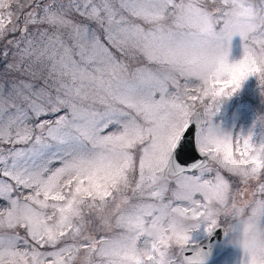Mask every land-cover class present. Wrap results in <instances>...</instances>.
<instances>
[{
	"label": "snow or ice",
	"instance_id": "obj_1",
	"mask_svg": "<svg viewBox=\"0 0 264 264\" xmlns=\"http://www.w3.org/2000/svg\"><path fill=\"white\" fill-rule=\"evenodd\" d=\"M17 6L27 8L31 0H15ZM120 8L131 16L142 19L145 23L154 25L145 30L138 24H129L125 17L116 19L117 10L112 0H82L83 10L76 0H70V7L74 6L81 16L90 20L102 22L104 17L108 23L115 22L123 25L119 32L124 39L119 43L133 42L143 55L150 61L170 66L186 79H195L199 86H184V96L175 94L171 99L166 98L168 88L159 77L145 70L137 69L131 83L119 77L127 66L115 61L108 49L93 37L90 41L93 52L99 47L110 62L109 75L112 79L105 80L103 75L95 76L86 68H80L74 59H71V49L65 48L71 60L73 76L80 74L81 79L96 82V86L103 91L101 103H107L105 96L111 100L133 109L143 118L144 123L127 117L128 113L108 105L104 113L87 112L77 109L70 101L56 98L52 104L51 113L60 111L61 106L70 109L72 121L66 115L59 116L53 122L40 120L49 115V110L35 100L30 101L29 107L33 115L39 120L36 127L44 130L47 126V136L60 145H69L67 155L71 159H62V166L55 169L46 178L45 167L41 171H30L19 163L33 149L9 150L3 155L0 149V175L8 181L0 180V228H24L28 237L36 245H50L55 247L65 237L73 240L82 238V245L71 244L47 254L36 249L21 250L19 236L8 239L0 237V264H44L41 257L47 255L52 259L50 264H72L75 254L81 248L88 252L89 264L95 254L100 258V264H169L166 261L167 251L176 246L182 253L190 241V234L204 224L205 231L211 235L217 228L222 227L220 221L221 208L231 206L235 214L229 216V224L239 216L245 214L244 208H237L232 193L241 189H233L232 184L219 169L231 175L240 177L241 184L251 180H260L264 173V145L259 147L251 142V137L233 138L220 136L210 126L198 128L195 136V150L201 157H207L218 165V169L207 168L203 160L193 157L186 163L181 160V152L185 147L186 133L192 125L195 113V104H203L205 98L216 97L223 100L230 97L241 87L242 82L249 75L259 78L260 87L264 89V2L259 4L248 3L246 0H221L223 7L215 12L207 10L202 0H118ZM58 0H50L45 4L43 14L37 16L36 7L25 14L24 26L20 29L21 38L27 35L30 24H48L52 27L71 26L73 31L84 36L89 35V29L73 24L64 15L62 6H56ZM91 5V7H89ZM0 39L6 31H16V26L7 29L14 15L8 0H0ZM104 14L102 16L101 14ZM172 20V25L178 31L169 28L167 31L162 22ZM107 31V30H106ZM43 35V33H42ZM239 35L245 42L243 59L236 65H230L227 60V50L224 42H231ZM108 39L113 44L117 41L109 33ZM12 43V41H9ZM17 42V46H18ZM28 44L32 41L29 39ZM259 45V48L255 47ZM25 52L28 50L25 49ZM82 59L91 62L94 55L85 54L84 46L78 53ZM7 51L2 54L7 58ZM63 59V58H62ZM68 67V65H65ZM12 65L7 64L6 69ZM102 70L97 67L95 72ZM115 81V84L113 83ZM179 89L178 82H173ZM30 87V85H25ZM227 89V91H226ZM0 87V92H2ZM161 93L156 99V92ZM79 95V89H77ZM26 100L28 97H24ZM206 109V114L210 112ZM30 119L26 112L18 109L16 120L19 121L15 133L14 143H27L33 139L32 128L25 121ZM16 120L12 123H16ZM83 121L74 124L73 121ZM119 124L121 130L108 135L100 133L109 124ZM204 123L201 122L200 125ZM71 125L78 135L73 136L65 131ZM12 133L0 129V142L8 143ZM91 145V148L87 144ZM35 144H42V137H35ZM144 145L139 158V182L133 191L144 194L147 189L149 199L160 201L159 204L148 203L135 207L129 214L122 215L117 220V227L124 229V234L118 240L107 238L81 237L85 208L102 211L109 199H115L123 190L130 187L129 174L134 169L133 149ZM47 147V145H42ZM55 155V154H54ZM237 156L239 159H237ZM11 158V163H9ZM51 163V161H49ZM169 175L177 176V190L172 192L175 201L184 202L183 206H173L172 203H163L164 195L168 191ZM199 172V175L196 173ZM205 173L213 174L207 178ZM20 188L31 189V193L24 196L21 202L13 193ZM258 192L264 195V182L259 184ZM197 194L202 197L196 199ZM42 197V198H41ZM98 202V203H97ZM127 203L126 198H122ZM218 206V207H217ZM119 207V205H117ZM51 209V214L45 210ZM251 215L256 218L258 230L260 219L264 217V199L255 201ZM179 217L180 219H177ZM192 221L185 224L182 221ZM51 221V223H49ZM143 238V242L141 240ZM25 245L28 240L23 241ZM244 264H249V255Z\"/></svg>",
	"mask_w": 264,
	"mask_h": 264
},
{
	"label": "rangeland",
	"instance_id": "obj_2",
	"mask_svg": "<svg viewBox=\"0 0 264 264\" xmlns=\"http://www.w3.org/2000/svg\"><path fill=\"white\" fill-rule=\"evenodd\" d=\"M8 2L11 4V9L14 13H19V18H16L14 15L12 23L6 25L7 29H11L15 25L16 31L8 30L3 38L0 39V57H2L5 50L8 53L6 59L0 58V87L3 89L0 92V129H6L12 133V137L8 143L0 142V149H3V155L7 156L9 150L23 149L27 151L28 149L34 148V151L28 152L25 157L20 159L19 163L24 167H28L30 171H41L46 167L48 171L44 172L45 178L52 171L62 166L61 158L71 159L66 154L69 150V145H60L57 141L48 137L47 126L44 130L36 127L39 120L36 119L29 107L30 101L35 100L49 110V115L42 116L39 119L50 120L53 122V126L55 119L59 116L66 115L69 121H72L71 112L67 106H61L60 111L57 113L50 112L52 104H55L57 97L70 101L77 106V109L87 112L96 111L98 113H104L108 110V105H111L113 108L128 113L127 117L121 118L122 120L134 118L138 123H144L143 118L137 115L133 109H129L125 105L111 100V98L105 96L107 103H101L100 97L105 94L96 86L95 81L86 78L81 79L78 72L74 78L71 60L68 54H65L66 47L71 49V59H74L80 68H86L89 73L95 76L103 75L105 80H109L112 77L109 75L110 62L107 60L106 54L99 47L95 49V52L91 48L90 41H92L93 37L98 39L99 43L108 49V52L111 53L115 61L127 66L126 71L119 73L120 78L126 79L131 83H136L137 81L134 77L137 69L145 70V75L147 72H151L156 77L164 80L168 88V95L166 97L168 99H171L175 94L183 97L185 85L189 87L199 86L198 81L195 79H186L166 64L150 62L137 47L133 46V42L119 43L124 39L123 35L119 32V28L123 25H117L115 22L109 24L106 17H104L102 22H99L81 16L80 12L74 6L70 7V0H58L56 6H62L64 15L73 24H78L82 27L86 26L89 29L88 36H84L82 33L77 35L71 26L52 27L48 24H30L27 28V35L22 39L20 29L24 26L25 14L39 5V7H36L37 16L39 17L43 14L42 9L44 5L49 3L50 0H31L27 8L17 6L15 0H8ZM76 2L80 4L81 10H83L82 0H76ZM94 2L99 3V0H94ZM246 2L259 4L264 2V0H246ZM112 3L117 10V20L123 16L129 24H138L145 30L154 27V25L147 24L142 19L133 17L127 11L121 9L118 0H112ZM202 4L207 10L213 12L223 7L221 0H202ZM101 15L104 16L103 13ZM162 25L166 31L169 28L173 31H178L173 27L170 18L163 21ZM109 33L117 41L116 44L109 41ZM29 39L32 41L31 45L28 44ZM9 41H12V43H9ZM17 42H19L18 46ZM245 44L246 42L239 35L234 36L230 43L227 41L224 42L228 53L227 60L230 65H236L243 59ZM81 45L84 46L86 56L94 55L95 58L90 63L82 59L78 54L81 51ZM255 47L259 48V45H255ZM25 49L28 51L25 52ZM7 64H11L12 68L5 70ZM65 65H68V67H65ZM97 67L102 70L100 73L95 72ZM174 81L180 85L179 89L174 86ZM113 83L115 84V81ZM25 85H30V87H25ZM77 89H79V95L76 94ZM160 95L161 93L157 91L155 98L160 99ZM24 97H28L29 99L26 100ZM18 109L26 112L30 117L25 123L32 128L33 139L27 143L17 144L12 142L15 139L17 125L19 124V121L16 120ZM206 109H210L211 111L206 114ZM194 111H200L202 113V122L204 123H202L201 127L205 128V130L211 126L218 135L233 138L234 152L235 140L240 137L247 138L250 136L251 142L255 146L259 147L264 145V89L260 87L259 78L256 76L249 75L242 82L238 92L230 97H224L221 100L218 96L215 101L212 98H205L203 104L197 102ZM14 120H16V123H12ZM82 122L79 120L73 121L74 124ZM64 130L70 132L73 136L78 135L71 125ZM120 130L121 126L113 123L109 124L100 134L108 135ZM37 135L42 137L41 145L35 144V137ZM85 143L87 144V142ZM42 145H47V147H42ZM87 146L91 148L90 144H87ZM142 147L144 145H138L132 150L134 169L129 174L130 187L123 190L115 199H109L102 211L97 209H84L81 237L88 236L97 239L107 238L118 240L124 234V229L117 227V220L120 216H126L133 212L135 207L140 205L160 203L158 200L148 198L147 189L143 190V195L140 192L133 191L137 182H139V158L142 155ZM237 159H239L238 156ZM208 161L207 168L218 169V165L210 159ZM9 163H11V158H9ZM0 167H3V165H0ZM219 170L230 181L233 189H241L244 192L243 199L240 198L239 192L234 191L232 195L234 196L235 203L238 205L247 204L246 207H243L245 214H251L252 208L255 206V201L264 199V195L258 192L259 184L264 182V173L261 174L260 180H251L247 184H241L239 176L231 175L223 169ZM196 174L199 175V172ZM164 175L168 177V191L164 195L163 203H172L173 206H183L184 202L175 201L172 195V192L177 190L176 180L179 177L170 176L167 171ZM205 175L207 178H212L214 173H205ZM0 180L8 181V178L0 175ZM8 182L11 183V181ZM31 191V189L20 188L17 192L13 193V197H19L21 202H23L24 196L31 193ZM122 198H126L128 202L123 203ZM196 199L202 200V197L197 194ZM45 211L51 214L52 210L48 209ZM228 217L222 214L220 221L222 227L232 229V235L234 236L236 234V230H233L235 228V221L229 224ZM177 219L180 218L177 217ZM182 222L185 224L192 223L189 220ZM205 227L204 224H201L197 230L192 231L190 241L187 245H196L205 241L210 236L206 233ZM260 227L264 229V217L260 219ZM14 236L21 238L18 242V247L21 250H28L30 252L32 249H36L44 254L58 251L60 248L71 244L82 245L85 243L82 238L73 240L69 236L63 238L55 247L50 245L40 246L36 245L28 237L24 228H0V237L8 239ZM25 239L28 240L27 245L23 243ZM142 242L143 238L141 240ZM41 259L44 260V264H50L52 257L45 255ZM247 259L240 249L228 246L219 258L207 264H244ZM166 261L169 264H188L181 259L180 249L176 246L168 249ZM72 264H89L87 250L81 248L79 253L75 254V259ZM91 264H100V258L93 254Z\"/></svg>",
	"mask_w": 264,
	"mask_h": 264
},
{
	"label": "water",
	"instance_id": "obj_3",
	"mask_svg": "<svg viewBox=\"0 0 264 264\" xmlns=\"http://www.w3.org/2000/svg\"><path fill=\"white\" fill-rule=\"evenodd\" d=\"M202 113L197 111L192 118V125H190L186 133L185 147L181 152V160L189 163L193 157L203 160L208 165L207 157H201L195 150V136L196 132L201 127ZM173 176V175H170ZM227 231L224 227L217 228L212 235L202 243L197 245H190L184 247L181 253V259L189 264H207L217 259L224 251V241L227 239Z\"/></svg>",
	"mask_w": 264,
	"mask_h": 264
},
{
	"label": "clouds",
	"instance_id": "obj_4",
	"mask_svg": "<svg viewBox=\"0 0 264 264\" xmlns=\"http://www.w3.org/2000/svg\"><path fill=\"white\" fill-rule=\"evenodd\" d=\"M247 204L238 205L237 208L246 207ZM221 214L232 216L235 210L229 206L220 209ZM229 235L224 241L226 247L231 246L240 249L243 253H248L249 264H264V234L258 230L256 218L251 214H243L236 220V234L232 235V229H225Z\"/></svg>",
	"mask_w": 264,
	"mask_h": 264
}]
</instances>
